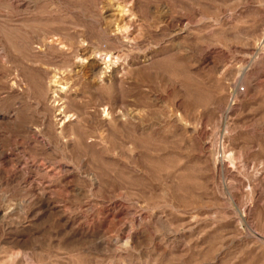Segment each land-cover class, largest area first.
<instances>
[{"label": "rangeland", "instance_id": "rangeland-1", "mask_svg": "<svg viewBox=\"0 0 264 264\" xmlns=\"http://www.w3.org/2000/svg\"><path fill=\"white\" fill-rule=\"evenodd\" d=\"M263 58L264 0H0V264H264Z\"/></svg>", "mask_w": 264, "mask_h": 264}, {"label": "bare ground", "instance_id": "bare-ground-1", "mask_svg": "<svg viewBox=\"0 0 264 264\" xmlns=\"http://www.w3.org/2000/svg\"><path fill=\"white\" fill-rule=\"evenodd\" d=\"M164 13V12H163ZM164 16V15H163ZM166 16V15H165ZM168 23V22H167ZM118 25V24H117ZM119 26V25H118ZM115 27V26H114ZM112 28V27H111ZM116 29H117V27H116ZM118 29H119V27H118ZM120 29H122V28H120ZM112 30V29H111ZM114 30H115V28H114ZM117 31V30H116ZM117 33V32H116ZM111 34H113L114 35V32L113 33H111ZM113 37V36H112ZM110 40V39H109ZM112 40V39H111ZM44 41V40H43ZM119 41V40H118ZM121 41V40H120ZM41 42H42V40L39 42L38 41V43H40L41 44ZM45 42V41H44ZM43 42V43H44ZM83 42H84V40H83ZM36 43V42H35ZM81 44V43H80ZM44 45H46L45 43H44ZM49 46V45H48ZM81 46V45H80ZM84 46V45H83ZM78 49V48H77ZM41 51V50H40ZM90 51H92V53H93V49H90L89 50V48L88 47H82L81 49H79L78 50V52H77V57L78 58H80L82 61H89L90 60V55H89V53H90ZM98 52V51H97ZM91 54V53H90ZM93 60H96V59H93ZM263 60H264V58H263ZM79 62V61H78ZM74 64L76 65V62L74 63L73 62V66H74ZM87 64V63H86ZM101 65V64H100ZM100 65L97 63V62H91V65L89 66V68H91L90 70H91V72L93 73V76H97V75H100V73H102L101 71H102V67H100ZM85 67H87L83 62H80L79 64H77L76 65V70L75 71H77L79 74H80V72H82L84 69H85ZM104 68V67H103ZM107 68H108V66H107ZM48 69V68H47ZM46 69V70H47ZM87 69V68H86ZM115 69V68H114ZM117 69V68H116ZM50 70V69H49ZM52 70V69H51ZM51 70H50V72H51ZM72 70V69H71ZM108 70V69H107ZM118 70V69H117ZM86 71H88V70H86ZM110 71V70H109ZM47 72V71H46ZM106 71H104V69H103V73H105ZM112 72V71H111ZM52 73V72H51ZM53 73H55L56 74V72H54L53 71ZM72 73H74V72H72ZM77 73V74H78ZM86 73V72H85ZM84 73V74H85ZM90 73V72H89ZM89 73H88V75H89ZM83 74V73H82ZM110 74H112V73H110ZM58 75V74H57ZM56 75V76H57ZM72 75V74H71ZM87 75V74H86ZM109 75V74H108ZM113 75V74H112ZM48 76H50V74L48 75ZM56 76H54V77H52L53 78V81H54V83L56 82V81H58V79H56ZM85 76V75H84ZM92 76V77H93ZM111 76V75H110ZM88 77H90V76H88ZM87 77V78H88ZM108 77V76H107ZM106 77V78H107ZM46 78H48L47 76H46ZM50 78V77H49ZM49 78H48V80H49ZM96 78H98V77H96ZM104 78V77H103ZM110 79H112V77H109ZM109 78L107 79L108 81H109ZM115 77H113V79H114ZM63 79V78H62ZM65 79V81L67 80L66 78H64ZM102 78H100V80H101ZM112 79V80H113ZM245 79H246V81L247 82H252V73L251 72H247L246 74H245ZM97 80V79H96ZM95 79H94V81H96ZM50 81V80H49ZM63 82V81H62ZM112 82V81H111ZM65 83V82H64ZM67 84H69L68 83V81L66 82ZM93 83H97V82H93ZM105 83H106V81H105ZM56 84V83H55ZM63 84V83H62ZM47 85H49V83L47 84ZM70 85V84H69ZM95 85V84H94ZM68 86V85H67ZM92 86V85H91ZM96 86V85H95ZM61 87V86H60ZM69 88V87H68ZM51 89V88H50ZM53 91H52V93H53V99H54V101L55 102H58V105H55L54 106V104H53V110L51 111L50 109V111H51V113L53 112L54 114H53V117H54V120H52V118H50V120L51 121H53V126H54V130H55V136H57V137H62L63 135H64V129H65V127L67 126V122L70 120V123L72 122V118H74V116H76V114L74 115V114H70L69 113V111L71 110L72 111V108L69 110L68 108H67V106H68V100H69V96L67 95V93H68V89H66L67 91H65V88H57V86L56 85H54L53 86ZM71 90V89H70ZM47 93V92H46ZM72 93H73V91H72ZM69 94V93H68ZM76 94V93H75ZM48 94L46 95V98L48 99ZM52 96V95H51ZM77 96V95H76ZM75 97V96H74ZM52 98V97H51ZM51 100V99H50ZM49 100V101H50ZM72 100H75L74 98L72 99ZM53 102V101H52ZM62 102V103H61ZM51 103V102H50ZM50 105H52V104H50ZM49 105V106H50ZM103 105V104H102ZM107 105V104H106ZM106 105H104L103 107H104V109H103V113L102 112H100V113H102V114H107V115H110V112H109V110L111 111V109L110 108H107L106 107ZM110 106V105H109ZM51 108V107H50ZM70 111V112H71ZM57 112H59V113H57ZM51 113H49V114H51ZM73 113V112H72ZM48 114V115H49ZM52 115V114H51ZM50 115V116H51ZM101 115V114H100ZM46 116H47V114H46ZM49 116V117H50ZM79 116V115H78ZM77 116V120L79 119V117ZM103 116H105V115H103ZM111 117H112V115H111ZM106 118V117H105ZM108 118H109V116H108ZM46 119V118H45ZM67 119H69L68 121H66ZM75 119V120H76ZM111 119H113V118H110V120ZM74 120V121H75ZM47 122H49V119H48V121ZM80 122V121H79ZM50 124H52V123H50ZM71 124H73V123H71ZM78 124V123H77ZM74 125V124H73ZM142 125H144V124H142ZM71 126V125H70ZM67 129H68V127H66ZM71 128V127H70ZM39 130L40 129H38V132H39ZM45 131V130H44ZM46 132V131H45ZM44 132V133H45ZM51 132H52V130H51ZM44 133H43V135H44ZM53 133H54V131H53ZM84 133V132H83ZM40 134V133H39ZM49 134V133H48ZM47 134V136H51V135H48ZM84 134H86V133H84ZM83 134V135H84ZM85 136V135H84ZM52 137H54V136H52ZM56 137H54V138H52V141L55 139ZM64 138V137H63ZM51 139V138H50ZM60 139H62V138H60ZM65 140H66V137H65ZM62 141H63V139H62ZM65 143H67V141H64ZM64 143V144H65ZM50 144H53V143H50ZM61 144H63L62 142H61ZM63 144V145H64ZM73 144V143H72ZM67 145V144H66ZM95 179V178H94ZM98 181V180H97ZM50 200V199H49ZM49 203V202H48ZM50 204H47V207H50L49 206ZM117 207V206H116ZM60 219V218H59ZM60 221V220H59ZM16 237V236H15ZM130 238V237H129ZM126 240V239H125ZM129 239H127L126 241H125V243H129L130 241H128ZM16 241V240H15ZM118 243H120L119 241H118ZM124 243V244H125ZM130 244V243H129Z\"/></svg>", "mask_w": 264, "mask_h": 264}]
</instances>
